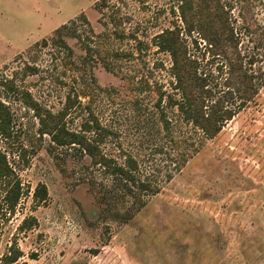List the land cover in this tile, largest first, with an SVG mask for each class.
I'll return each instance as SVG.
<instances>
[{"label": "rangeland", "instance_id": "374dc122", "mask_svg": "<svg viewBox=\"0 0 264 264\" xmlns=\"http://www.w3.org/2000/svg\"><path fill=\"white\" fill-rule=\"evenodd\" d=\"M226 2L236 27L241 16L249 24L238 48L254 60L257 94L209 140L170 105L171 59L154 45L166 29L183 33L179 0H0V79L53 114L70 99L66 128L88 124L107 158H131L135 180L156 188L57 146L7 100L16 138L0 149L23 194L2 217L0 264H264V0ZM196 56L216 74L210 56ZM39 184L48 198L36 205ZM28 217L36 224L19 230Z\"/></svg>", "mask_w": 264, "mask_h": 264}, {"label": "trees", "instance_id": "16d2710c", "mask_svg": "<svg viewBox=\"0 0 264 264\" xmlns=\"http://www.w3.org/2000/svg\"><path fill=\"white\" fill-rule=\"evenodd\" d=\"M226 1L228 0H179L178 10L183 33L180 28L166 29L154 38L157 51L167 53L171 59L169 74L172 89L179 94V98L170 99V105L177 109L184 122L193 125L209 140L217 137L225 124L252 103L257 94L251 72L254 60L248 54H242L238 48L241 36L251 35V30L242 16H239L241 25L235 26L236 18L231 16V11L227 8L229 3ZM254 28L255 33L261 29L259 26ZM184 38L190 40L191 48ZM196 51L210 56L209 63L216 64V74L209 66L202 64ZM0 91V143L8 145L16 138L13 116L5 101L17 100L33 112L39 123V133L49 136L57 146H77L94 166L103 168L106 173L136 185L140 191H156L150 184L135 180L133 173L137 170V165L131 158H126L123 166H118L107 158L98 145L85 136V133L92 131L88 124L82 132H72L66 128L64 118L73 106L70 99L60 112L53 114L40 106L28 91L20 90L13 79L1 77ZM95 128L100 129L96 122ZM15 152L18 160L27 164L25 151L20 147ZM194 157L183 160L182 169ZM0 192L1 230L2 217L6 219L7 215L14 213L23 194L20 179L1 149ZM32 196L36 205L44 203L48 198L46 186L39 184ZM35 224L33 217L25 218L19 230H29ZM17 257L8 258L7 263L15 262Z\"/></svg>", "mask_w": 264, "mask_h": 264}]
</instances>
